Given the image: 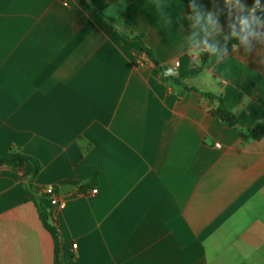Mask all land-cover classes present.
<instances>
[{
    "label": "crops",
    "instance_id": "0c3cea01",
    "mask_svg": "<svg viewBox=\"0 0 264 264\" xmlns=\"http://www.w3.org/2000/svg\"><path fill=\"white\" fill-rule=\"evenodd\" d=\"M86 1L102 15L0 0V155L41 163L34 195L53 209L63 264H264V138L243 142L217 103L161 81L131 38L240 128L264 125V21L197 74L198 54L264 0ZM32 173L0 167V264H55ZM64 184L78 189L54 209L43 190Z\"/></svg>",
    "mask_w": 264,
    "mask_h": 264
},
{
    "label": "trees",
    "instance_id": "16d2710c",
    "mask_svg": "<svg viewBox=\"0 0 264 264\" xmlns=\"http://www.w3.org/2000/svg\"><path fill=\"white\" fill-rule=\"evenodd\" d=\"M83 8H85L88 11H92L95 13H100L98 10L90 7L86 0H79ZM101 14V13H100ZM102 15V14H101ZM104 16V15H103ZM106 17V16H104ZM108 21L115 25L118 23H121L118 20H114L111 18H108ZM262 21H264V7L261 8L259 12H257L254 16L253 23L249 27H244L237 31V33L228 40L227 44L223 47L219 48H213L211 50H207L204 52H200L198 54V61H199V68L198 73H201L204 71V69L210 64V62L213 60V58L221 52H230L235 45L243 41ZM131 38L139 41L142 45L140 54L144 55L149 62H151L157 71L159 72V76L161 81H163L165 84H170L175 87L181 88L183 92H191L195 91L200 93L204 98H206L211 104L217 103V106L212 108L211 115L214 117H217L224 125L227 127L233 128L236 130L243 142H251V141H259L264 138V125L263 124H256L253 127L250 128H240L238 124V119L236 115L232 112L231 109H229L223 102V100L212 93L207 92H199L191 87H189L182 79L169 74L164 70V68L160 65V63L157 61L154 52L145 46V44L142 41L141 36H131ZM139 55V56H141ZM138 56V57H139ZM264 105V101H263ZM27 163H30L33 166V173L32 176L28 182V189L32 196V201L35 204L39 217L43 223V226L45 229L51 234L54 244H55V264H63L61 258H60V248H61V239H60V233L55 224L52 222L53 217V209L49 208L44 203V198H38L34 195L35 188L33 186V182L37 175L42 170L41 163L20 151H15L13 155L11 156H1L0 155V167L7 166L11 168L14 171H22L23 168Z\"/></svg>",
    "mask_w": 264,
    "mask_h": 264
},
{
    "label": "built area",
    "instance_id": "2783aa9c",
    "mask_svg": "<svg viewBox=\"0 0 264 264\" xmlns=\"http://www.w3.org/2000/svg\"><path fill=\"white\" fill-rule=\"evenodd\" d=\"M262 6L257 4L254 6L253 8V13L254 15L259 12L261 10ZM137 64L142 65L144 64V60L141 57L137 58ZM176 65H179V63L177 62ZM97 192V189H93L91 191L92 194H95ZM44 195L46 196L49 204L51 207H53L54 209H58V208H62L65 206L66 204V199L64 196H62L61 194H59L55 188L53 187H47L43 190ZM73 248L76 249L77 245H73Z\"/></svg>",
    "mask_w": 264,
    "mask_h": 264
},
{
    "label": "water",
    "instance_id": "95a60500",
    "mask_svg": "<svg viewBox=\"0 0 264 264\" xmlns=\"http://www.w3.org/2000/svg\"><path fill=\"white\" fill-rule=\"evenodd\" d=\"M78 189V186L75 184H64L60 188V194L62 196L68 195L69 193L74 192L75 190Z\"/></svg>",
    "mask_w": 264,
    "mask_h": 264
},
{
    "label": "clouds",
    "instance_id": "9594fccd",
    "mask_svg": "<svg viewBox=\"0 0 264 264\" xmlns=\"http://www.w3.org/2000/svg\"><path fill=\"white\" fill-rule=\"evenodd\" d=\"M242 23L245 24V27L247 26V22L246 21H242ZM170 72H171V70H170Z\"/></svg>",
    "mask_w": 264,
    "mask_h": 264
}]
</instances>
